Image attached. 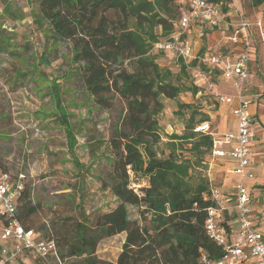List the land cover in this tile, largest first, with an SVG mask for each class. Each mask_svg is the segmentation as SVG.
<instances>
[{
	"label": "trees",
	"instance_id": "obj_1",
	"mask_svg": "<svg viewBox=\"0 0 264 264\" xmlns=\"http://www.w3.org/2000/svg\"><path fill=\"white\" fill-rule=\"evenodd\" d=\"M31 1L37 5L32 10L36 29L45 37L40 51L42 61H47L45 47L70 42L71 60L77 64L74 68L88 97L106 108L109 98L117 94L125 104L121 124L127 131L119 128L112 137V168L101 181L114 196V207L91 219L82 213L72 222L73 234H54L46 221L36 225L39 203L32 200V190L24 178L16 200V216L24 228L37 233L38 239L53 240L55 252L40 259L24 250L17 259L26 255L32 258V264H67L72 257H83L81 264H109L94 256L96 246L103 238L122 232L125 239L115 264H195L202 251L216 257L222 255V247L209 239L204 230L206 208L214 204L206 197L210 191L208 176L191 183L188 162L178 161L173 153L158 157L152 145L157 138L155 115L161 109L159 97L173 99L181 89L173 82L171 71L160 67L149 51L157 42L173 40V26L178 29L177 21L186 2ZM212 1L220 3L223 11L231 3ZM249 3L263 7L264 22V0ZM158 26L160 35L155 31ZM179 61L184 72L187 66L180 58ZM195 64L192 61L190 66ZM208 119L203 115L195 122L191 114L184 133L170 138L186 142L195 153L210 156L211 135L193 130L197 123ZM0 168L10 173L11 179L18 172L25 175L22 170L13 174L1 164ZM139 177L146 181L145 185L135 186ZM128 205L137 207L138 219L129 218ZM141 219L147 223H141ZM222 225L229 228L227 221Z\"/></svg>",
	"mask_w": 264,
	"mask_h": 264
},
{
	"label": "rangeland",
	"instance_id": "obj_2",
	"mask_svg": "<svg viewBox=\"0 0 264 264\" xmlns=\"http://www.w3.org/2000/svg\"><path fill=\"white\" fill-rule=\"evenodd\" d=\"M231 3L242 9L251 22L262 15L263 7H253L249 0H231ZM229 5L230 17L226 20H235L237 17ZM36 7V2L31 0H0V164L13 174L19 170L25 172L32 200L39 203L36 225L46 221L54 234H73L72 222L82 213L91 219L115 205L114 196L103 188L101 181L112 168V137L119 128L127 131L121 124L125 104L117 94L109 98L106 108L88 97L76 74L77 64L71 60L70 42L45 47L47 61H42L40 51L45 37L33 21L32 10ZM173 27L174 35L181 33L177 26ZM189 28L190 25L183 31L182 39L194 52H221L228 56L235 53L233 45L225 39L229 34L225 24L203 27V32L190 28L193 34H187ZM155 31L162 33L159 26ZM251 40L255 59L250 63L246 93L255 100L261 99L260 112L264 113V51L255 34ZM149 53L155 55L160 67L171 71L173 82L181 89L173 99L159 97L161 109L155 115L157 138L153 148L158 157L173 153L178 161L188 162L189 180L196 182L207 176L210 156L195 153L186 142L170 137L184 133L191 114L195 122L207 115L214 131H223V118L229 115V110L207 90V81L219 93H232L234 89L221 80L219 71L208 74L203 63L186 67L183 72L179 57L171 52L151 48ZM197 70H200L198 75ZM257 130L255 158L263 162L264 124L260 122ZM216 177L221 179L219 173ZM259 181L264 188V174ZM136 182L139 183L135 186L146 184L140 177ZM127 208L129 218L138 219L137 207ZM140 222L146 224L147 220ZM124 239V232L103 238L94 256L115 264ZM82 259L72 257L65 263L81 264Z\"/></svg>",
	"mask_w": 264,
	"mask_h": 264
},
{
	"label": "built area",
	"instance_id": "obj_3",
	"mask_svg": "<svg viewBox=\"0 0 264 264\" xmlns=\"http://www.w3.org/2000/svg\"><path fill=\"white\" fill-rule=\"evenodd\" d=\"M184 1L187 4L186 8L181 11L177 21L181 33L173 34V40L157 42L154 48L173 53L187 67H191L192 61H196V65L199 63L206 65L208 74L211 69L219 70L222 80L234 89L233 95L219 93L215 91L214 85L207 81V90L214 94L219 103L232 105L234 128L214 135L210 131V123L203 121L197 123L193 130L211 135L210 156L222 155L224 146L230 148L229 155L235 162L232 172L237 176L232 187L237 228L234 236L229 237L227 234L229 228L222 225L225 221L223 214L226 209L224 200L218 188L210 183V191L206 197L214 204L206 208L204 230L209 239L222 247L223 253L216 257L202 251L195 264H264V233L254 223L251 192L247 186V181L254 177L250 169V143L254 138V130L250 112L251 101L244 94L251 60V32L256 29L261 36H264V22L261 16L253 22L249 21L235 3H231L229 8L233 9L237 18L227 21L226 18L230 13L223 11L220 3L212 0ZM192 22L208 27L225 24L229 31L225 39L236 48L237 52L231 56L221 52L207 54L194 52L192 46L182 39L183 31ZM198 74L200 70H197L196 75ZM24 178L25 175L18 172L15 178L11 179L10 173L0 168V257L4 263L18 260V256L22 255L24 250L29 251L33 258L40 259H46L50 253L55 252L53 240L38 239L37 233L32 228H24L16 216V200L23 188ZM2 262L0 261V264Z\"/></svg>",
	"mask_w": 264,
	"mask_h": 264
},
{
	"label": "crops",
	"instance_id": "obj_4",
	"mask_svg": "<svg viewBox=\"0 0 264 264\" xmlns=\"http://www.w3.org/2000/svg\"><path fill=\"white\" fill-rule=\"evenodd\" d=\"M201 25H202L201 23L192 22L190 24V28L193 30H198L200 32H203L202 28L206 27V26H201ZM190 28H189L187 34L190 33V30H191ZM253 34H255L256 37L258 38V40L260 41L262 48H263V51H264V36H261L260 33L256 29H254L251 32V35H253ZM222 44H224V43H222ZM234 49L236 50V48H234ZM250 51H251V60L249 61V68H248V75H247L246 82H247L248 77H249L250 63H251V61H253L255 59V46H254L253 42L251 43ZM232 54H230V55H232ZM215 71H219V70L211 69V71H209V73L211 74ZM219 74H220V72H219ZM220 78H221V75H220ZM221 80H222V78H221ZM246 82H245V84H246ZM214 87H216V86L214 85ZM247 91H248V87H246V85H245L244 86V94L251 101L250 112L252 115V128L254 130V138L250 143V151H251L250 169L253 172L254 177L251 180L247 181V186L250 188V192H251L252 216H253V219L255 221L254 223L257 226V228L264 233V188H263V183H261L259 181V179L262 178V176L264 174V161L258 162L255 158V155H256V149H255L256 148L255 147L256 141H255V139L257 136V132H258L257 127H259L260 122L262 124H264V113L260 112V107L262 106L261 99L260 98H259V100H255V98L253 99V97L249 96L246 93ZM226 94L233 95L234 92L226 93ZM222 105H225L226 107H228V110H229V115L226 116L225 118H223V122H224L223 131H214L212 124L208 121L210 123V126H211L210 131L214 135L222 134V133L234 128L233 116L231 113L232 105H226V104H222ZM263 135H264V133H263ZM261 142L262 141L260 140V143ZM222 151H223V154L220 156H210L209 157L210 162H209V169L207 171V176L210 180L211 185H214L215 187L218 188V190L220 191L221 198L224 200V205H225L226 209H225L224 214H223V219L225 221H228V223H229V229L227 230L228 236L233 237L237 227H236V223H235L236 222L235 221V211L233 209V193H232L233 189H232V187H233L234 182L237 180V176L232 172V170L235 167V162L233 159H231V157L229 155L230 148L228 146H224L222 148ZM215 167H217V169H215ZM216 173L220 174V178H221L220 180H216V178H217ZM30 258L31 257L24 255V256H22V258L20 260H16L14 262L7 263V264H18V263H20V264H32V261L30 260Z\"/></svg>",
	"mask_w": 264,
	"mask_h": 264
}]
</instances>
